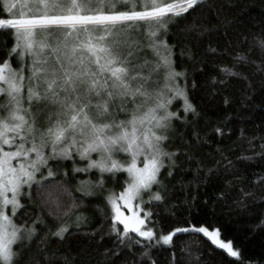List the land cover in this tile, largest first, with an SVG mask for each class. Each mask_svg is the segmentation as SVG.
I'll return each instance as SVG.
<instances>
[{
    "label": "snow or ice",
    "instance_id": "obj_1",
    "mask_svg": "<svg viewBox=\"0 0 264 264\" xmlns=\"http://www.w3.org/2000/svg\"><path fill=\"white\" fill-rule=\"evenodd\" d=\"M221 11L218 0H0V35L12 41L0 44V264H84L71 246L52 247L73 229L94 244L95 264H158L161 250L167 264H205L198 242L184 239L193 236L223 250L228 264H264L195 220L194 209L210 203L202 190L221 181L216 202L238 191L237 205L264 203L245 190L264 192V172L249 181L238 167L264 162V121L222 147L237 118L203 115L191 93L206 62L170 43L182 24L187 39L208 41L207 56L229 58L210 77L211 95L249 108L264 95V31L234 33ZM121 174L117 193L108 184ZM104 192L110 226L100 231L86 207ZM163 206L168 229L154 218Z\"/></svg>",
    "mask_w": 264,
    "mask_h": 264
},
{
    "label": "trees",
    "instance_id": "obj_2",
    "mask_svg": "<svg viewBox=\"0 0 264 264\" xmlns=\"http://www.w3.org/2000/svg\"><path fill=\"white\" fill-rule=\"evenodd\" d=\"M218 6L222 9L220 19L224 22L232 21L235 24L233 28L234 33H246L251 36L253 33H259L264 31V0H218ZM192 19V17H189ZM183 28V25H175L172 28V34L175 40H170V43H174L176 40L182 41L180 43L177 52L180 49H191L197 58H202L203 62H206L207 71L204 74H197L196 79L201 82V87L195 92L191 93L193 102L202 111L203 115L210 118L213 122L217 120H223L226 116L231 115L236 117L229 126L233 129L234 135L232 140H225L222 147H227L235 140V133L238 132L240 127H246L251 129L253 124H259L264 121V95H257L255 97L256 103L243 111L240 110L239 104H233L230 108H226L223 105L222 97L220 95H211L212 86L210 83V77L218 74V68L216 65L224 66L230 65L229 58L224 56H207L205 54V48L208 41L197 44L196 38L187 39V34L179 29ZM5 40L8 42V48L11 47L12 41L9 37L0 35V44ZM215 38H213V41ZM6 51L0 48V59L4 58ZM177 63H180V57L177 56ZM190 67L189 64L185 65ZM199 67V65H198ZM235 84V82H233ZM182 104V101H177V105ZM243 117L245 119L251 118L252 123L247 125H241L238 119ZM191 119V117H190ZM198 127L203 130L207 127L206 123L202 120ZM183 131V129H181ZM210 148H203L202 151L207 153L212 151ZM70 171L71 164L67 162ZM241 173L248 175L249 181H252L255 174L264 172V162H256L252 164H239ZM63 171V169H60ZM115 184L109 183L108 188L113 189L117 193L122 190L123 176ZM80 178V177H79ZM177 180L179 177L176 178ZM216 183L215 181L213 182ZM76 180H71V186L74 188ZM221 188L217 189L212 185H209L206 189L202 190L201 201L207 199L210 201L209 206L200 209H194L197 213L195 220L204 221L208 220L213 227L221 230V237L229 241L231 240L234 246H238L244 252L247 257L253 260H264V227H261L264 222V203H253L248 201V207H243L234 203L241 197V193L233 191L230 193L231 198L224 199L216 202L214 197L219 195L222 188L223 181L220 182ZM246 191H256L258 197L264 195L259 188H245ZM60 195V193L53 189L52 197ZM87 204L86 212L91 219L90 228H96L100 226V231H105L110 226V206L107 204L105 197H93ZM154 213H158L154 218L161 222L165 229L171 227L167 223L169 206L154 207ZM51 226L55 228V222H51ZM122 227V226H121ZM184 239L197 241L199 247L203 251L202 259L205 264H228V258L226 253L216 248L206 238L200 237H185ZM69 246L79 253V258L84 261V264H95L98 253L93 251L94 244L90 243L88 237L83 232L73 229L72 235L66 242L54 243L52 247L61 251L67 249ZM83 249V251H82ZM154 256L158 259V264H167L165 257L167 252L154 251Z\"/></svg>",
    "mask_w": 264,
    "mask_h": 264
},
{
    "label": "rangeland",
    "instance_id": "obj_3",
    "mask_svg": "<svg viewBox=\"0 0 264 264\" xmlns=\"http://www.w3.org/2000/svg\"><path fill=\"white\" fill-rule=\"evenodd\" d=\"M93 178H95V177H93ZM80 179H87V177L81 175ZM106 196H107V192H104L102 195H97L96 197H106ZM146 199H147V197H146ZM145 208H147V206H145ZM221 239H223V238L221 237ZM224 241L227 242L226 240H224Z\"/></svg>",
    "mask_w": 264,
    "mask_h": 264
}]
</instances>
